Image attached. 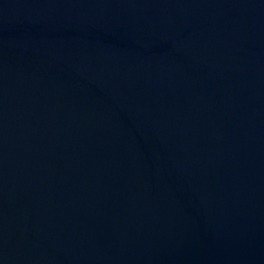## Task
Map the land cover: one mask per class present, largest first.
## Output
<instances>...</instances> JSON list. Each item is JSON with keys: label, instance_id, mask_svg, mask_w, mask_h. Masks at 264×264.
Returning a JSON list of instances; mask_svg holds the SVG:
<instances>
[{"label": "water", "instance_id": "obj_1", "mask_svg": "<svg viewBox=\"0 0 264 264\" xmlns=\"http://www.w3.org/2000/svg\"><path fill=\"white\" fill-rule=\"evenodd\" d=\"M0 264H264V0H0Z\"/></svg>", "mask_w": 264, "mask_h": 264}]
</instances>
